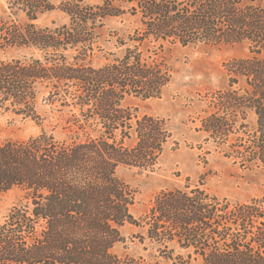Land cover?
I'll use <instances>...</instances> for the list:
<instances>
[{
  "label": "trees",
  "instance_id": "16d2710c",
  "mask_svg": "<svg viewBox=\"0 0 264 264\" xmlns=\"http://www.w3.org/2000/svg\"><path fill=\"white\" fill-rule=\"evenodd\" d=\"M10 9L1 45L36 54L0 60V107L42 130L0 142V193L25 192L0 223V264H121L127 223L174 264H264V198L233 202L187 182L159 191L137 219L136 190L118 174L155 168L172 138L163 119L127 104L162 95L174 72L166 46L243 42L249 54L227 62L229 86L213 94L200 130L264 171V0H67L68 22L47 26L37 20L56 9L49 0ZM100 52L107 61L95 66ZM42 87L68 109L65 137L44 128Z\"/></svg>",
  "mask_w": 264,
  "mask_h": 264
},
{
  "label": "rangeland",
  "instance_id": "374dc122",
  "mask_svg": "<svg viewBox=\"0 0 264 264\" xmlns=\"http://www.w3.org/2000/svg\"><path fill=\"white\" fill-rule=\"evenodd\" d=\"M12 0H0V15L9 14ZM56 9L43 14L37 23L41 26L68 22V16L60 9L67 0H49ZM90 4H101L105 0H85ZM19 19L25 20L24 14ZM110 28L124 26L121 19L108 21ZM106 51H111V47ZM100 52L93 60L95 66L107 60ZM34 50L5 48L0 43V60L30 56ZM174 72L170 83L160 97L142 99L129 98L127 104L138 108L140 114L160 117L172 132V138L153 169L123 166L118 174L136 190L132 212L141 218L152 204L155 195L164 188L183 186L187 182L200 184L210 193L226 197L233 202H247L264 198V171L256 166H244L228 156L226 145L217 142L200 130L202 119L211 112V99L218 90L228 88V61L249 54V45L243 43L175 44L166 46L162 53ZM108 55V54H107ZM38 95V111L43 118L45 130L55 131L58 137H65L63 130L68 109L60 102L54 104L45 100L48 90L42 87ZM42 126L35 119L24 117L13 110L0 107V142L24 140L36 136ZM233 142V139L231 140ZM24 191L14 187L0 193V223L9 211L25 202ZM143 230L131 223L123 227L126 241L115 250L121 256V264H174V261L158 249V244L134 236ZM176 248L175 244H170ZM179 248H176V254Z\"/></svg>",
  "mask_w": 264,
  "mask_h": 264
}]
</instances>
